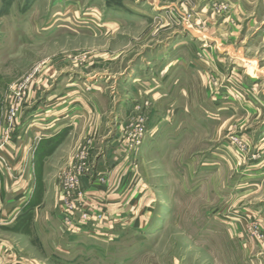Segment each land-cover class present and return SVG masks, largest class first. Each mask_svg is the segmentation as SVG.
I'll return each instance as SVG.
<instances>
[{"label":"rangeland","instance_id":"374dc122","mask_svg":"<svg viewBox=\"0 0 264 264\" xmlns=\"http://www.w3.org/2000/svg\"><path fill=\"white\" fill-rule=\"evenodd\" d=\"M156 2L165 9L142 10V0H0V222L11 226L21 215L7 216L21 209L28 177L22 136L69 92L74 117L104 121L89 120L100 138L75 148L57 176L62 192L64 173L86 153L74 232L61 218L62 195L53 197L42 218L24 226L35 231L33 256L60 264H264V0ZM167 54L180 66L166 69ZM157 83L168 101L148 92ZM121 97L139 102L128 120L110 125ZM140 121L149 132L136 145L125 132ZM110 165L120 167L115 185Z\"/></svg>","mask_w":264,"mask_h":264},{"label":"crops","instance_id":"0c3cea01","mask_svg":"<svg viewBox=\"0 0 264 264\" xmlns=\"http://www.w3.org/2000/svg\"><path fill=\"white\" fill-rule=\"evenodd\" d=\"M142 1L146 2L145 4H143L144 6H140L142 10L145 9L146 5H148L146 7H148L149 10H152L154 12H160L162 9H165V7L161 6L160 2H156L157 0ZM138 7L139 6H137V9H140ZM182 7L187 8V5L185 6L184 4ZM141 14L142 13H140L139 16H141ZM146 16L148 17L149 14H145V16H142V18ZM223 26L221 27V29L223 28ZM193 38L196 37L193 36ZM183 42L186 41H179V44H177V46H175L173 49L183 47L184 45H181ZM168 56L169 57H167L166 59H161V61L166 64V69H171L177 64L179 65L182 60L178 58L177 61H174V59L171 60L173 57L172 55ZM182 67L184 68L183 65ZM134 78L139 77L137 76ZM257 80L258 79H256V82ZM256 82H251V84H255ZM70 86L71 85L69 84L68 87ZM163 86H160V83H157L155 86L156 89L151 86V89L148 91L153 92L152 95L153 98L156 99V103H159V101H162L164 99L168 101V99L170 98L168 91H165L167 92L166 95H160V87ZM70 95L71 94H69L68 92L66 96H63L62 100L55 99V101H53L51 105L52 111H56L55 114H52V117H50L44 123H41L40 120H37L38 126L34 128L31 133H25V137L24 135L22 136L23 138H25L24 141H22L23 147L21 146L23 149L21 152L22 160L24 159L22 163L26 162L25 166H23L22 168L25 169V167H27L28 177L26 181L23 180L20 183L19 198L21 199L19 200H21L22 202L20 204L21 209L17 213L16 208L10 210L7 213V216H10L12 218L10 222L14 221V217L18 216L19 214L21 215L17 217V219L14 221V224H11V226H3L7 222H0V264H49V262L50 264H54V262L60 264V259L56 258L55 256L45 260L41 257H37V255H34V257L30 253V251L35 249L34 247H36V244L38 242H29V235L33 236L35 231L32 226H30L25 233L24 226L28 223L33 224V222L37 221V219L42 218L43 213H46L45 207H43L44 204L53 202L54 198L56 202H60L61 192H59L58 187L60 180L57 178V176L59 175L61 168L65 166V161L70 158L73 150L79 147L84 141L87 142L93 137L100 138L99 134H95V128L92 126V123L89 124V120L96 117V120L94 119V121L101 122L102 119L104 121V118L100 116L91 117L89 116L90 114L74 117V110L69 111V108L72 107L75 103L72 104L70 100H64L65 98L70 97ZM30 97L31 94L29 98ZM128 101L131 100L124 99L122 97L119 99L118 107L114 109L113 112L111 111L110 116L108 117V122L110 125L116 124L118 121H123L124 123L126 120H128L129 114L132 113L131 110L133 109L134 105L138 104L137 102H139V98L138 100L131 101L132 103ZM171 104L173 105L174 102H172ZM40 108L41 107L35 110L32 114H30V116L32 117V115H37L40 111ZM121 110H123L125 114H122ZM115 111H117L118 113H116ZM108 128H110V126ZM113 130L115 129L112 128V130H110L109 132L106 131V133H110L111 135ZM113 136H116L115 139L117 138L116 132ZM114 142L115 140L111 142V145H114ZM112 147L114 148V146ZM116 149L118 148L116 147ZM27 155L28 157L26 158L25 156ZM109 167V169L107 170V172H109V174L111 175L109 177V180H111L113 185H115L118 183L120 178V176L117 175L118 172L115 169H120V167L115 168L111 165ZM87 177L88 176H85L82 179V188L84 190L87 189L85 187H87V183L89 181L87 180ZM133 177L136 178L135 176ZM139 183L140 182L137 181L136 185H138ZM90 190H92V188H90ZM50 196L52 197L51 199ZM108 198L110 200L114 199V194L110 193ZM2 203V199L0 198V208L2 207ZM3 214L4 213L2 212L0 218ZM134 217L136 218L137 215L135 214ZM46 219L48 220L47 216ZM69 246L71 249H74V244H70ZM55 249L61 250L59 246ZM76 249L80 248L77 247ZM253 250L254 248L252 249V251Z\"/></svg>","mask_w":264,"mask_h":264},{"label":"built area","instance_id":"2783aa9c","mask_svg":"<svg viewBox=\"0 0 264 264\" xmlns=\"http://www.w3.org/2000/svg\"><path fill=\"white\" fill-rule=\"evenodd\" d=\"M149 131L145 133L143 121H140L136 125L129 126L125 132V138L127 141L133 140L136 145H139L144 140V134L147 135ZM86 155V153H85ZM81 154L74 157V162L64 173V186L61 192L62 205H61V218L64 226L70 232H74V215L76 211L77 199L83 197L81 192V177L89 169L86 156ZM85 217H83L84 219ZM69 232V233H70Z\"/></svg>","mask_w":264,"mask_h":264},{"label":"water","instance_id":"95a60500","mask_svg":"<svg viewBox=\"0 0 264 264\" xmlns=\"http://www.w3.org/2000/svg\"><path fill=\"white\" fill-rule=\"evenodd\" d=\"M249 80H250L251 82H256V79H254V78H252V77H249Z\"/></svg>","mask_w":264,"mask_h":264}]
</instances>
